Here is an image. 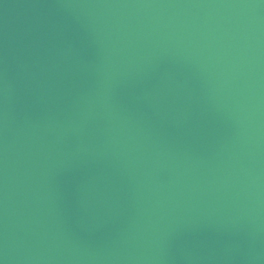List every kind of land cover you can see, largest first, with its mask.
<instances>
[{
	"label": "water",
	"instance_id": "95a60500",
	"mask_svg": "<svg viewBox=\"0 0 264 264\" xmlns=\"http://www.w3.org/2000/svg\"><path fill=\"white\" fill-rule=\"evenodd\" d=\"M0 264H264V0H0Z\"/></svg>",
	"mask_w": 264,
	"mask_h": 264
}]
</instances>
